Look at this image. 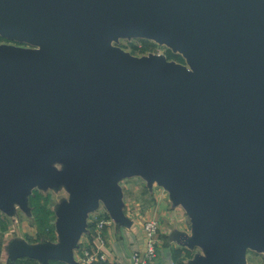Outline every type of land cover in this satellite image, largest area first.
Masks as SVG:
<instances>
[{
	"label": "water",
	"instance_id": "95a60500",
	"mask_svg": "<svg viewBox=\"0 0 264 264\" xmlns=\"http://www.w3.org/2000/svg\"><path fill=\"white\" fill-rule=\"evenodd\" d=\"M129 34L190 69L111 44ZM0 36L25 44H0V208L57 178L52 157L75 167L63 245L30 258L75 264L89 213L119 220L132 175L186 207L195 264L264 252V0H0Z\"/></svg>",
	"mask_w": 264,
	"mask_h": 264
},
{
	"label": "crops",
	"instance_id": "0c3cea01",
	"mask_svg": "<svg viewBox=\"0 0 264 264\" xmlns=\"http://www.w3.org/2000/svg\"><path fill=\"white\" fill-rule=\"evenodd\" d=\"M56 167L59 169L57 174L59 181L56 183L71 185L75 167L73 165ZM121 182L123 181H120L119 187L123 196ZM20 207V211H0V264H14L19 258H30L36 252L46 251L52 243L44 240L35 241L37 229L33 215L27 204ZM56 212L58 211H53L54 217L57 215ZM109 216L104 206L88 215L86 228L79 235L71 252V259L75 264H78L82 246L97 245L94 238L97 221L108 219ZM25 219L30 221L28 225L30 230L24 224ZM148 220H155L158 223L154 264H195L194 252L201 246L193 219L186 207L164 188L154 190L153 201L146 207L139 221L133 225L126 223L115 225L116 220L111 219V223L103 231L105 236L103 250L107 257L103 264H125L134 251H143L145 238L142 225Z\"/></svg>",
	"mask_w": 264,
	"mask_h": 264
},
{
	"label": "rangeland",
	"instance_id": "374dc122",
	"mask_svg": "<svg viewBox=\"0 0 264 264\" xmlns=\"http://www.w3.org/2000/svg\"><path fill=\"white\" fill-rule=\"evenodd\" d=\"M1 37V36H0ZM141 41H146L151 44V50L142 53L140 51H134L132 46H141ZM0 44H8V45H16V46H24L25 44H18L13 41H9L7 39H0ZM111 44L113 46L121 48L123 51L126 53L134 56V57H143V56H151V55H158L164 57L166 60L182 65L186 67L187 69H190V65L188 63L187 57L179 51L172 50L165 44L160 43L154 38L148 37V36H143L139 34H129L127 36L121 37L116 39L115 41H112ZM168 53H171L173 55H178L183 59V62H179L176 59H168ZM76 157L78 158V155L75 152ZM80 158V157H79ZM66 161L64 158H59V157H52L49 162H48V167H55L59 171L58 167L56 166H63L66 165ZM51 179V178H50ZM58 178H53L49 182L46 181L45 184H40V186H35L33 187L32 191L36 190L42 193L43 195H48L50 196V203L49 207L51 208L52 211H58L56 212L57 215L54 217V222H56V228L60 220L61 216V211L65 210V208L71 206V185H66V184H57ZM121 182V187L123 190V196L121 199V205L119 208V220L115 222V225L118 224H127V225H133V223H136V221H139L140 216L142 213L145 211L146 207L150 205V203L153 201V195H154V190L157 188H163L158 182L156 181H151L147 177L143 175H132L128 178H125ZM53 188V189H52ZM31 191V192H32ZM25 195V194H24ZM30 196V195H29ZM20 196L18 199L19 200H12L10 203V207L3 206L0 208V211H20L22 205L28 206V197ZM25 200V202H24ZM24 203V204H23ZM29 207V206H28ZM103 208L102 202L99 204V208ZM30 210V207H29ZM31 211V210H30ZM95 212V211H94ZM92 212V213H94ZM91 214V213H89ZM89 218V217H88ZM111 219H113L111 216L105 220L107 224L103 227L101 232H98V230L95 227V239L97 242L96 246H82L80 248V257L79 260L77 261L78 264H91L90 257L96 256L97 258L99 256L104 257V261H101L100 259H97V264H103L107 261L106 254L103 250V246L105 244V236L103 235V231L105 227L111 223ZM151 221V220H148ZM146 222V221H145ZM157 222V221H156ZM24 224L27 229L30 230V221L29 220H24ZM158 226V223H157ZM142 231H143V225H142ZM144 234V231H143ZM56 236L57 239L56 241H53L50 244V248L47 247L48 250H53L56 247H59L62 244V241L58 235V230L56 229ZM85 250H90L89 252V257L83 255V251ZM206 257V249L204 247H198L196 251L194 252V263H197V261L200 258H205ZM243 260L244 264H264V252L261 251H256L251 248H245L243 252Z\"/></svg>",
	"mask_w": 264,
	"mask_h": 264
},
{
	"label": "trees",
	"instance_id": "16d2710c",
	"mask_svg": "<svg viewBox=\"0 0 264 264\" xmlns=\"http://www.w3.org/2000/svg\"><path fill=\"white\" fill-rule=\"evenodd\" d=\"M2 39V37H0ZM134 51H140L145 53L151 50V44L146 41H141V46H132ZM168 59H176L179 62H183V59L178 55H173L168 53ZM50 196L43 195L39 191H32L31 195L28 197V206L30 207L31 213L33 215L34 224L37 229L36 242L40 240L53 242L56 239V228L53 224L54 216L53 211L49 207ZM14 264H38L32 258H19ZM48 264H68L63 261L50 259ZM181 264V263H180Z\"/></svg>",
	"mask_w": 264,
	"mask_h": 264
},
{
	"label": "built area",
	"instance_id": "2783aa9c",
	"mask_svg": "<svg viewBox=\"0 0 264 264\" xmlns=\"http://www.w3.org/2000/svg\"><path fill=\"white\" fill-rule=\"evenodd\" d=\"M106 219H101L97 221L96 229L98 232H101L103 227L107 224L105 222ZM143 231H144V250L143 251H134L129 259V261L125 264H154V259L156 257V236L158 233V226L155 220L146 221L143 223ZM90 250L83 251V255L89 257ZM97 259L104 261V257L96 256L90 257L91 264H95ZM99 264V262L97 263Z\"/></svg>",
	"mask_w": 264,
	"mask_h": 264
}]
</instances>
